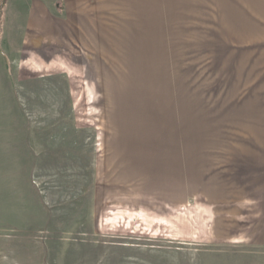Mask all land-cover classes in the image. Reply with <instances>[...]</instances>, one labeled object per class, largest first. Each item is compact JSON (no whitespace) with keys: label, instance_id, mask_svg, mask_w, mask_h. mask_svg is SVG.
<instances>
[{"label":"rangeland","instance_id":"rangeland-1","mask_svg":"<svg viewBox=\"0 0 264 264\" xmlns=\"http://www.w3.org/2000/svg\"><path fill=\"white\" fill-rule=\"evenodd\" d=\"M0 264H264V0H0Z\"/></svg>","mask_w":264,"mask_h":264}]
</instances>
